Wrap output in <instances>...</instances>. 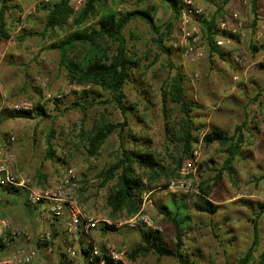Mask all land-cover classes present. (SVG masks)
Returning a JSON list of instances; mask_svg holds the SVG:
<instances>
[{
    "label": "rangeland",
    "instance_id": "obj_1",
    "mask_svg": "<svg viewBox=\"0 0 264 264\" xmlns=\"http://www.w3.org/2000/svg\"><path fill=\"white\" fill-rule=\"evenodd\" d=\"M51 2L10 0L11 9L5 16V33L9 38L0 30V165L5 164L37 189L54 188L67 168L74 169L79 177L77 196L84 210L113 223L118 220L109 217L107 195L111 185H103L101 174L120 154V129L109 137L96 158L89 156L80 131L91 129L102 118L120 124L124 116L108 92L99 87L81 88L69 83L66 71L59 64L60 54L51 49V44L74 29L68 25L47 30V13L40 8ZM85 2L73 0L72 6L79 12ZM225 2L227 0L201 2L203 18L192 20L191 27L198 30L196 50L203 55L194 60L184 58L181 49L176 47L182 38L181 21L166 2L105 0L100 8L101 12L109 8L122 13L152 11L161 32L169 33L165 45L172 51L173 63L185 74L186 98L199 106L193 112L195 125L200 129V142L194 148L199 146L202 153L197 181L199 191L185 196L160 187L162 189L151 194L149 208L153 226L159 227L162 242L169 248L174 246L177 232L172 223L165 221L164 214L174 216L177 213L176 218L181 215V251L188 264H238L254 241L252 220L261 215L264 206V40L257 42L255 39L259 18L254 30L251 0L247 5L244 0H231L223 5ZM262 6V0H258L259 16ZM221 7H224V14L218 17L219 26L230 14L238 13L243 27L236 38L232 37V44L218 46L216 43L223 56L211 57L202 39L200 23ZM94 22L89 21L87 25ZM123 35L139 66L124 88L126 105L133 108L126 113L127 127L120 134L125 147L131 152L142 151L141 143L150 140L157 154L167 158L170 150L180 158L182 146L173 147L165 131L162 92L173 73L167 64V55L155 42L158 36L140 18L133 19ZM228 37L227 32L220 31L216 42ZM253 46L259 50L254 52ZM38 105L43 107L47 117L36 111ZM167 108L171 111L168 121L174 125L181 117L179 108L172 103ZM27 111L32 112L24 113ZM245 123L246 141L240 154L229 170H223L228 156L226 149L218 143L205 145L202 139L212 129L233 136ZM51 129H54L55 157L47 161L46 139ZM202 184L210 190L211 202L220 206L215 215L200 213L194 208V200L202 195ZM0 197L2 203L4 199H15L18 204L12 206L11 213L25 217L23 221L9 218L10 221L31 226L40 218V213L24 204L19 194H8L0 187ZM179 207L181 211L178 212ZM123 219L128 218L119 220ZM258 221L260 243L255 253L256 261L264 249V213ZM45 229L46 224L42 230ZM32 230L34 233L42 231ZM94 235L102 244L125 251L127 264H181L176 258H158L152 253L132 259L131 255L141 245L137 229L101 222ZM13 251L11 247L0 250V261ZM57 257L58 253L42 257V261ZM80 261L82 263L81 258Z\"/></svg>",
    "mask_w": 264,
    "mask_h": 264
},
{
    "label": "trees",
    "instance_id": "obj_2",
    "mask_svg": "<svg viewBox=\"0 0 264 264\" xmlns=\"http://www.w3.org/2000/svg\"><path fill=\"white\" fill-rule=\"evenodd\" d=\"M104 1L86 0L84 7L79 12L74 10L73 0H52L50 4H44L40 9L47 13V30L65 28L68 25L74 29L59 41L51 44V49L57 50L60 54L59 64L66 71L69 83L81 88L99 87L108 92L112 101L117 104L124 116V122L120 124H114L102 118L96 121L91 129L80 131V138L85 144L89 156L96 158L100 155L101 149L109 137L120 129V154L116 162L101 174L103 185H111L110 192L107 195V207L110 210L109 217L112 220H119L121 218H132L139 213L144 192L166 187L172 179L179 177L184 158H187L194 146L200 142L198 135L200 129L195 125L193 117V112L199 106L194 102H189L186 98L185 74L173 63L171 59L172 51L165 45V39L169 33L166 31L165 33L161 32L162 29L156 24L153 12L134 10L122 13L112 8L101 12L100 8L103 7ZM162 1L171 7L177 17L179 2L177 0ZM228 1L231 0H227L223 5H226ZM9 3L10 0H0V30L5 38H9V35L5 33V16L11 9ZM223 8H219L211 18H204L200 23L202 39L208 45L211 57L224 55L216 46V37L220 33L218 17L223 16ZM257 11L258 0H251V12L255 18L254 30L259 18ZM136 18H140L149 24L158 36L155 42L161 52L167 55V64L173 71L163 87V114L166 119L165 131L168 141L175 148L179 145L182 146L183 155L180 158H177L170 150L167 158L162 157L161 154H157L152 149L150 140L141 143L140 146L144 147L142 151L131 152L125 147L123 137L120 135L127 127L126 113L133 109L126 105L124 88L129 83L133 70L139 67L138 61L134 57L135 54L131 53L126 45L123 32L127 25ZM92 20L95 22L88 26V22ZM169 30L170 27H168ZM252 50L257 52L259 49L253 46ZM169 103L177 106L181 114L174 125H171L168 121L169 112H171L167 108ZM36 111L43 117H47L42 106L38 105ZM31 112L24 113L29 114ZM236 130L233 136H227L223 131L212 129L202 139L205 145L218 143L226 149L228 156L223 170H229L246 141V123ZM132 137L135 138V136ZM53 138L54 129H51L46 139L45 160L47 161L55 157L52 144ZM135 140L139 143L137 138ZM200 191L202 195L197 196L194 200V208L200 213L217 214L220 206L211 202L210 190L202 184ZM3 192L8 194L21 193L16 188H3ZM177 211H181V208H177ZM261 212L262 215L264 206L261 207ZM178 215L177 213L174 216L164 214L165 221L176 227V242L172 248L163 244L159 231L141 230V245L133 252L131 258L134 259L152 253L157 255L158 258H176L181 264H188L181 251L183 235L181 215L176 218ZM261 215L252 220L254 241L244 257L238 261V264H253L254 262L264 264V249L259 255V260L256 261L255 258L260 243L258 219ZM110 229L115 228L111 227Z\"/></svg>",
    "mask_w": 264,
    "mask_h": 264
},
{
    "label": "built area",
    "instance_id": "obj_3",
    "mask_svg": "<svg viewBox=\"0 0 264 264\" xmlns=\"http://www.w3.org/2000/svg\"><path fill=\"white\" fill-rule=\"evenodd\" d=\"M177 1L182 38L176 47L181 49L184 58L198 59L203 54L196 50L199 41L196 36L198 30L192 28L191 24L192 20L203 18L204 10L201 6L203 0ZM262 3L263 12L259 16L255 34L257 42L264 40V0ZM244 4L247 5L248 0H244ZM242 27L238 13L230 14L227 21H223L219 27L220 31L227 32L230 37L225 41H218V46L232 44V37L236 38ZM201 157V148L197 146L184 161L179 177L172 179L165 189L181 192L185 196H189L194 191L198 193L197 181ZM78 182L79 177L75 170L67 168L54 188L37 189L28 181L19 178L5 164L0 165V187L18 189L28 206L40 207V218L46 224L45 230L34 233L28 224L0 218V245H2L0 250L12 247L15 241L24 242L21 246L17 245L10 256L0 261V264H127L125 251H119L111 244H102L95 237L94 234L101 222L108 225L114 223L118 227L125 226L132 230L161 231L159 227L153 226L149 208L152 205L151 194L162 188L143 193L142 206L138 214L112 223L100 220L84 210L77 196ZM56 253H58L57 259L50 260L51 262L42 261V257H51Z\"/></svg>",
    "mask_w": 264,
    "mask_h": 264
},
{
    "label": "crops",
    "instance_id": "obj_4",
    "mask_svg": "<svg viewBox=\"0 0 264 264\" xmlns=\"http://www.w3.org/2000/svg\"><path fill=\"white\" fill-rule=\"evenodd\" d=\"M21 197H20V200L24 203V204H26L25 203V201H24V199H23V195L22 194H19ZM4 199V198H3ZM16 204H18V202H16V200L15 199H4V203H2L1 205H0V216L1 217H5V218H11V219H13V220H18L19 218H20V220H25V217H24V215L22 214V216L21 215H19V214H13V213H11V211H12V206L13 205H16ZM34 208V207H33ZM34 209H36L37 211H38V213L40 212V207H37V208H34ZM21 221V222H22ZM27 222L28 223H30V221H28L27 220ZM20 223V222H19ZM44 222L43 221H41L40 220V218L38 219V220H36V222L35 223H31V226H30V224H28L30 227H31V229H40V230H42L43 229V227H44ZM60 225H61V222H60ZM23 243L24 242H22V241H15L14 243H13V246L11 247V248H16V246L17 245H23Z\"/></svg>",
    "mask_w": 264,
    "mask_h": 264
}]
</instances>
